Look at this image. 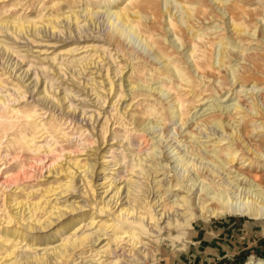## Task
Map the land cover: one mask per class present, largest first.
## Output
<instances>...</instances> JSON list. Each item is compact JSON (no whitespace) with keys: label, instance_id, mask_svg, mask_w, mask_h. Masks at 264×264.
I'll return each instance as SVG.
<instances>
[{"label":"bare ground","instance_id":"6f19581e","mask_svg":"<svg viewBox=\"0 0 264 264\" xmlns=\"http://www.w3.org/2000/svg\"><path fill=\"white\" fill-rule=\"evenodd\" d=\"M122 1L111 10L43 14L39 24L0 22V51L13 53L19 43L27 54L31 46L40 53L56 47L43 69L34 71L18 50L2 63L10 84L0 80V111L32 99L30 117L39 127L48 114L90 135L78 137L84 163L68 150L43 165L44 179L30 191L2 184L0 264H157L164 245L172 252L189 246L201 225L237 215L264 220V182L257 179L264 174L257 171L264 172V92L262 104L255 93L264 75V0ZM134 37L158 62L138 50ZM59 44L76 45L61 56L84 49L91 57L71 60L74 69L58 61ZM76 86L93 112L74 103ZM217 97L234 103L223 106ZM208 98L200 104L207 114L183 135L196 104ZM155 122L163 131L151 129ZM42 147L55 154L49 143L34 151Z\"/></svg>","mask_w":264,"mask_h":264},{"label":"rangeland","instance_id":"374dc122","mask_svg":"<svg viewBox=\"0 0 264 264\" xmlns=\"http://www.w3.org/2000/svg\"><path fill=\"white\" fill-rule=\"evenodd\" d=\"M57 1L58 0H0V22L6 21L10 23L19 20L26 23L29 21H34L39 24V18L42 17L43 14L54 15L62 12H67L71 8L84 10L87 6L96 8L102 5L106 6L105 10H111L116 4V0H61L59 3L55 4V2ZM119 2L121 6L124 5V2L122 0H119ZM163 8L165 9L164 4ZM3 38V34H0V39ZM133 40L136 43L138 50L143 52L146 56H149L150 60L158 62L155 59V55L152 52H149L147 48L142 47V45L139 44L138 40L135 37ZM25 44L26 43H19L20 49L15 48L13 53L3 52V50L0 51V80H3L5 83L10 84V80L6 77L7 75L2 74L3 70H1V65L3 62H6V60L10 59V56L15 57L13 55L16 54L17 50L19 51L18 54L21 53V56H28L27 60L30 64H33L34 71L39 70V68L43 69L45 65L49 66V59L55 56V53L53 52L56 47H43V49L48 48L49 50L47 52L40 53L38 52V48L31 46L33 51L27 54L25 50L27 49ZM96 44L101 45L100 42H97ZM59 45L60 46L57 47L58 51H56L57 54L60 55L58 57L59 62L64 59V61L71 63V60L75 58L82 59V57H87L90 54V51L84 52V49H82L78 50L72 58H70L69 55L61 56L62 49L76 47V45ZM38 53H40L41 55H38ZM90 57L91 55L88 56V58ZM71 64L74 69H78L76 63L72 62ZM224 69L223 71L225 73L226 71ZM44 75L54 83L55 87L58 86L57 80L56 82L54 81L55 79L51 71H44ZM84 77L88 79L91 76L87 74L84 75ZM260 79L261 80L259 81L258 85L259 87L255 88V93H257L258 102L262 104L260 93L264 92V75L261 76ZM152 82L153 80H150V83ZM145 83L148 84V82ZM251 87L252 84L248 86V88ZM212 88L213 86H208V92L212 91L209 93V95L214 93ZM71 90L76 95V97L73 99L74 103L80 107H84L88 113L93 112L92 110H94V105L91 104V101L86 102L81 100L84 97V94L82 91H80V88L76 86ZM225 92L226 91H222V95L224 94L223 96L229 99L233 92ZM242 94L245 95L246 99H249L251 96L250 91H248L247 94L246 91ZM232 96L235 97L236 94L234 93L232 94ZM212 99L213 98H208L206 100H203V102H198L196 104L198 106L194 108L191 113V115L193 114L194 117L189 121L188 125L184 126L185 132L183 133V135H186V132L188 131V129H190V126H192L196 122L197 118H200L201 116L207 114V112L204 113V108H206L207 105L202 106L200 104L205 103L209 100L211 101ZM216 100H223L221 102V105L223 106L234 103V100L224 101V97H217ZM31 101L32 99H29L28 101L26 100L24 102L20 101V103H16L13 107L11 106V108L2 109L0 111V205L3 204L4 194V188L2 184L6 185L9 190L19 186L26 189V191H30L37 184H39L40 180L44 179V177L39 179V176L45 175L47 171V168H43V165H49L52 159H54L59 154L61 155L69 151L73 152V159L80 158L83 163L85 162V159L87 157V152L85 153L81 150L82 143L79 142V138H85V135L88 136L89 131H85L86 133H84V135H81L83 134V132H81L79 124H76L75 122H68V120H60L59 117L49 116L48 114L46 116L44 114H41L40 118L38 119V121H42V123H44V125L46 126H40V128L37 123H35L30 117V114L35 110V107L33 103H31ZM249 101L251 102L252 99L250 98ZM126 104L127 102H125L124 105ZM39 108L40 106L36 109ZM133 109H135V107ZM219 110L220 111H218V113L223 112L221 108H219ZM39 111L43 112L42 110ZM196 111H198L197 114H195ZM223 115L224 117L227 116L226 111H224ZM258 122L261 123L262 120H258L257 123ZM160 123L161 122H157L156 124L153 123L151 129H155V131H163V125L162 123ZM173 127L175 126L171 125L170 128ZM85 129L86 128L84 127V130ZM171 133V135H174L173 132ZM156 134L157 133H155L154 135ZM256 134L257 133H254V141L258 142L259 138L258 136H255ZM154 135H150L149 138ZM203 140H206V138ZM173 141H175V139ZM46 143L52 144L53 148L56 149V151L54 152L55 154H46L45 150L43 151V149H45L43 147L40 148L42 149L40 150L41 154L40 152H38L39 150L34 151V147L39 146V144L45 145ZM213 143V141L208 142V145H212ZM29 144H31L33 148H31ZM181 144V149L189 151L196 150V148L192 149L191 146H189V149V147L184 143ZM147 147H151V143ZM62 148H65L64 152L61 151ZM39 159L44 160L42 164L41 162H39ZM183 169L184 168L181 169V166H179L176 172H180L179 174H182ZM257 171H259V174L264 173L261 170ZM255 172L256 170L251 171V180L252 175ZM235 174L237 173H231L230 176L234 177ZM118 177L122 179H125L127 177V173L124 169H120ZM236 178H244V175H238L236 176ZM257 179H259L260 182H264V174H262V176ZM243 180L245 181L246 178ZM253 184L256 183L253 181ZM247 185L249 186V184ZM259 187L260 186L255 185L252 186V189H257ZM22 196L26 197L24 194H22ZM36 196L39 195H35L33 198L37 199L38 197ZM238 201H240V199H238ZM1 208L2 207L0 206V209ZM164 249L165 254H163L157 264H246L247 261L251 258L264 259V220H255L240 215L226 216L219 222H215L213 224H208L205 226L201 225L200 234H196L194 236V239L189 243V246L186 247L177 245L176 248H174V252H172L173 249L171 250L170 247L166 245H164Z\"/></svg>","mask_w":264,"mask_h":264}]
</instances>
